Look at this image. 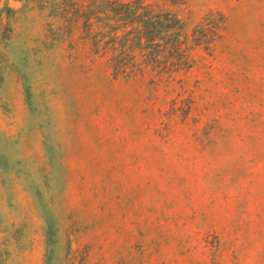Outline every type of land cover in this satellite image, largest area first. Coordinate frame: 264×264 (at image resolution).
Returning <instances> with one entry per match:
<instances>
[{"label": "rangeland", "instance_id": "1", "mask_svg": "<svg viewBox=\"0 0 264 264\" xmlns=\"http://www.w3.org/2000/svg\"><path fill=\"white\" fill-rule=\"evenodd\" d=\"M187 3L213 55L128 82L0 0V264H264V0Z\"/></svg>", "mask_w": 264, "mask_h": 264}, {"label": "trees", "instance_id": "2", "mask_svg": "<svg viewBox=\"0 0 264 264\" xmlns=\"http://www.w3.org/2000/svg\"><path fill=\"white\" fill-rule=\"evenodd\" d=\"M28 3L40 6L37 9L51 21L50 28L58 24L56 29H49V37L55 35L62 40L78 31L90 56L102 59L113 79L128 82L146 74L162 81L188 73L199 63L195 53L204 50L212 56L213 45L223 38L222 32L226 30V21L216 13L206 14L193 23L188 16L187 0H28ZM79 264L106 263H91L83 256Z\"/></svg>", "mask_w": 264, "mask_h": 264}]
</instances>
